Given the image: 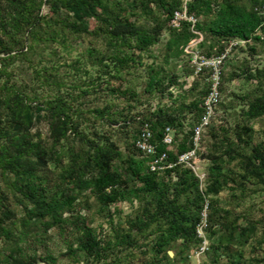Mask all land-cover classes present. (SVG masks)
<instances>
[{
	"label": "trees",
	"instance_id": "obj_1",
	"mask_svg": "<svg viewBox=\"0 0 264 264\" xmlns=\"http://www.w3.org/2000/svg\"><path fill=\"white\" fill-rule=\"evenodd\" d=\"M263 2L187 0L188 12L197 17L194 29L203 34L198 49L214 56L234 39H251V55L258 54L264 26L263 36L255 35L262 24L257 7ZM184 3L0 0V264H57L59 256L86 264H134L121 252L134 257L150 247L156 253L141 264H166L176 256L189 261L190 251L203 244L197 226L207 202L211 241L200 264L262 261L260 255L247 257L245 246L251 242V251L257 249L252 237L264 214L252 220L247 211L235 212L220 193L232 182L242 194L249 181L264 187V141L256 140L251 123L264 117V65L250 68L246 58L230 69L224 65L222 93L234 79L255 85L244 94L231 93L246 101L234 128L207 130L212 128L213 140L210 150L204 143L210 164L203 186L188 167L166 175L150 171L149 158L136 147L144 120L171 159L193 146L210 85L203 74L186 88L188 81L181 82L175 69L186 45L199 36L191 21L171 24ZM165 37L158 54L154 47ZM182 62L184 78L193 75L190 61ZM142 67L145 74L134 76ZM136 77L144 81L142 90ZM172 87L180 89L172 104L154 105L157 98L173 96ZM186 113H193L189 131L171 146L163 143L166 127H182ZM44 122L47 133L40 126ZM235 160L237 168L231 166ZM124 201L139 205L126 225H117L120 210L111 206ZM94 208L112 224L107 238L85 220L83 210ZM53 232L65 242L58 256L50 245Z\"/></svg>",
	"mask_w": 264,
	"mask_h": 264
},
{
	"label": "rangeland",
	"instance_id": "obj_2",
	"mask_svg": "<svg viewBox=\"0 0 264 264\" xmlns=\"http://www.w3.org/2000/svg\"><path fill=\"white\" fill-rule=\"evenodd\" d=\"M42 11L44 13H48L49 11V6L48 4H44L42 7ZM167 41V38L165 37L160 44L155 45L154 47V51L156 53L159 54V48L160 46H164L165 42ZM230 44V43H229ZM257 51L258 54L256 55H251V49L250 46L245 45V46H237V47H233L232 49H229V56L226 61L225 65H229V64H235L238 63L240 60H242L243 58L248 59L247 65L250 68H255L257 65L261 66L264 65V47L263 44H257ZM73 54H76V52H73ZM69 56V55H68ZM67 56V57H68ZM70 59V57H68ZM162 58H164V56L162 55ZM186 60L187 57L186 56H182V58L179 61V66H177V69L179 74H180V78L179 80L182 82L183 80H185L184 76H183V71L181 68L185 67L186 63L182 62L183 60ZM148 63L152 61V59L150 58H146L145 59ZM188 60V59H187ZM228 68L230 69V67L228 66ZM146 70L144 67H142L141 70H138L134 76H138L139 73L141 74H145ZM190 82H192V79L189 77ZM136 81L138 82V90H142L143 89V80L141 77H136ZM189 82L186 85V88L189 87ZM255 85V82L253 83V81L251 80H246L244 78L242 79H234L231 82H227L225 84V89L223 90L222 93V98H223V104L220 105V107L222 108L224 114H223V119L222 121L216 123L214 126L218 127L221 126L222 124H225L227 126H230L232 128L235 127V125L237 124V122H239L240 120H242V116H241V112H242V108L243 106H246V101L241 100V99H237L234 98V96L231 95L232 92L238 93V94H244L245 92H247L248 90H250L251 88H253ZM102 84L98 85L97 87H101ZM173 89V96H169V97H165L163 98V100L161 101L160 99H155L153 101L154 105L159 104L161 102L162 105H166V106H170L172 104V100L171 98H175L180 94V89L176 88V87H172ZM179 102V101H178ZM229 102H232V104L234 105L233 107L227 108V104ZM178 105V104H177ZM193 119V113H186L185 114V119L183 120V126L182 127H176V136L179 137V139H182L183 136L186 134V132L189 131L190 129V124L189 122ZM253 127L256 129V135L255 138L256 140H263L264 141V117H259L254 119L252 122ZM41 128L44 130L45 133L49 132V126L46 122L42 123ZM211 131L212 128L206 133L204 140H205V145L207 146V149H209L210 146V142H212L213 138L211 135ZM219 134H221L220 128H219ZM116 137V136H115ZM234 140L236 139V136H233ZM206 149V150H207ZM202 157V156H201ZM204 159V162L202 163L203 169H201V171L205 170L204 167L209 166V162L207 161V158ZM237 162L238 160L233 161V163L231 164V166H235V168H237ZM235 183H230V185L228 187L225 188V190H223L220 193V197L223 200V204L225 206H227V208H233L235 210V212H245L247 211L249 213L250 218H252V220H257L260 217H262V215L264 214V187H262L259 184L253 183L252 181H249L247 183V189L244 192V194H242L240 189H235ZM234 188V189H233ZM255 188H259L257 191ZM234 199L235 201H232L231 198H233V196H235ZM240 197V199H237V197ZM232 201V203H230ZM238 201V202H237ZM236 202L238 203L236 205ZM139 205L138 201H134V203H131L129 201H124V202H117L114 205L111 206L112 210H120L119 212H117L115 214V224L117 225H126V219L129 215H134V212L137 208V206ZM96 208V207H95ZM84 209L83 210V214L85 216V220L90 223L92 226H94L97 231L100 233L102 238H107V234H111V227L112 224L109 221V219L107 217L102 216L100 213L96 212V209ZM264 218V217H263ZM240 223L241 224H247L246 219H240ZM55 233V237L54 240H52L50 242L51 247L54 249V253L55 255H59L61 250H64V244L65 242L63 241V237L59 234H57V232H53ZM206 237L208 238V243L210 245V241L211 239L209 238V235L207 232H205ZM252 241L254 242L255 246H257V249L252 252L251 251V247L252 244L251 242L246 244L245 246V253L247 254V257L252 256H256V255H260L262 261L258 264H264V223L259 225L258 228V233L257 236H253L252 237ZM263 241V242H261ZM138 251V250H137ZM172 251V256L175 255L176 249L170 250ZM139 252V251H138ZM155 250L153 249V247L150 248H143V250L141 252L138 253V256H134L129 253V251L124 250L123 252H121V257L124 258L126 257L127 260H131V262H133L134 264H141L142 262H144V260H147L148 258H150L153 254H155ZM188 258L189 261H184L182 260L179 256L175 257L172 261H168L165 260L164 262L166 264H200L203 259L205 258L204 256V252H200V250H192L190 251V253L188 254ZM57 264H86L85 261H77V260H73L70 259L66 256H59V259L57 260Z\"/></svg>",
	"mask_w": 264,
	"mask_h": 264
},
{
	"label": "built area",
	"instance_id": "obj_3",
	"mask_svg": "<svg viewBox=\"0 0 264 264\" xmlns=\"http://www.w3.org/2000/svg\"><path fill=\"white\" fill-rule=\"evenodd\" d=\"M262 17V24L257 28L255 35L263 36V26H264V2L261 6L257 7ZM184 20L192 22V29L194 32L199 34L198 37L193 38L188 45L185 47V56L190 61V63L195 67L194 74L189 76L193 80L195 76L207 75L209 81V92L206 95L202 103V108L204 112L196 125L193 128L192 142L193 146L191 149L183 151L177 155L176 158L171 159L170 151L163 149L159 150L158 145L153 141L154 133L152 130V125L149 121L144 120L140 128V133L136 140V147L141 151L144 157L149 158V170L152 172H157L162 175H166L167 171L174 170L178 166H184L192 169L197 176L202 181V186L204 179L207 175L206 167L203 169L202 163L204 162V154H207L204 146V134L207 130L215 125L216 123L222 121L223 110L220 107L222 100V73L223 67L226 64V59L229 56V49L237 46L247 45L251 39H234L230 42V47L219 55L207 56L198 49L199 42L203 39V34L194 29L195 23L197 22V17L188 12L187 0H185L184 7L182 10H177L171 19V24L175 27L181 26ZM189 77L185 79L191 84ZM176 142V127L167 126L163 135V143L171 146ZM202 156V157H201ZM205 158V157H204ZM169 176H167V179ZM207 208L208 202L205 205V209L202 213V219L197 226V232L200 237H203V244L200 252H205L209 249L208 238L205 232H207L208 218H207Z\"/></svg>",
	"mask_w": 264,
	"mask_h": 264
},
{
	"label": "water",
	"instance_id": "obj_4",
	"mask_svg": "<svg viewBox=\"0 0 264 264\" xmlns=\"http://www.w3.org/2000/svg\"><path fill=\"white\" fill-rule=\"evenodd\" d=\"M170 254L172 255V251H170Z\"/></svg>",
	"mask_w": 264,
	"mask_h": 264
}]
</instances>
